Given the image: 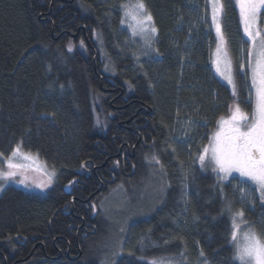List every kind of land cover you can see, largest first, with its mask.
<instances>
[{
	"label": "trees",
	"instance_id": "trees-1",
	"mask_svg": "<svg viewBox=\"0 0 264 264\" xmlns=\"http://www.w3.org/2000/svg\"><path fill=\"white\" fill-rule=\"evenodd\" d=\"M128 1L0 0V153L19 145L56 173L45 191L10 185L0 194V264H108L101 203L138 174L147 181L152 157L164 193L127 224L123 254L109 264H240L232 216L241 207L264 238L255 185L221 180L196 160L235 99L254 108L251 43L236 0H222L236 96L214 71L210 0H143L157 28L150 49L123 26ZM93 103L107 133L93 126Z\"/></svg>",
	"mask_w": 264,
	"mask_h": 264
},
{
	"label": "snow or ice",
	"instance_id": "snow-or-ice-1",
	"mask_svg": "<svg viewBox=\"0 0 264 264\" xmlns=\"http://www.w3.org/2000/svg\"><path fill=\"white\" fill-rule=\"evenodd\" d=\"M210 3L212 20L220 41L214 62L216 72L232 85V95L236 96L231 61L225 50L226 42L221 25L217 22V17L224 12V4L222 0H210ZM236 4L239 6L244 33L252 42L255 52V61L250 62L251 88L254 89L255 96L254 108L251 119H249L248 113L242 111L239 104L235 103V106L230 109L228 118H220L218 130L212 134L208 144L198 151L196 160L199 161L201 167L206 166L207 160L212 166V171L216 172L221 180L227 179L233 173H238L240 177L255 185L253 191L259 190L261 198L264 199V33L257 26L258 13L264 8V0H236ZM122 7L125 8V15L132 21L129 27L132 28L133 36L139 34L147 42L149 34H155L157 28L143 0H136L134 5H122ZM68 50L72 51L71 45ZM243 67V65L240 66L241 69ZM189 123L192 122L189 121ZM0 158H4L7 165V171L0 169V180H11L30 167V165L15 162L17 159L24 161L34 159L30 153L22 152L19 145L12 151L11 156L5 157L4 153H0ZM153 159L156 158L153 157ZM156 162L159 163V160ZM33 170L37 169L33 168ZM26 179L25 177L19 182L24 184ZM49 182H51V177H49ZM43 186V184L37 185V187ZM227 207L228 211H231V205ZM244 217L243 207L232 216L233 241L237 240L241 224L246 223ZM243 241L242 244H236L234 259L240 264H264V238L249 227L243 232ZM152 264H157V262L153 261Z\"/></svg>",
	"mask_w": 264,
	"mask_h": 264
},
{
	"label": "rangeland",
	"instance_id": "rangeland-1",
	"mask_svg": "<svg viewBox=\"0 0 264 264\" xmlns=\"http://www.w3.org/2000/svg\"><path fill=\"white\" fill-rule=\"evenodd\" d=\"M135 3H136V0H129L125 5H134ZM238 8H239V6H238ZM262 9H260V11L258 13V22H257L258 28H259L260 13H261ZM122 15H123V20H122L123 26L125 28H127L132 33V28L129 27V25L132 24V21L128 16L125 15V8H123V14ZM223 15H224V12L222 15H219L217 17V22L220 23V25H221V29H222V32H223V35L225 38V42H226V37L224 34V30H223ZM241 22H242V20H241ZM242 26H243V30H244L243 22H242ZM213 29L216 33V26L214 23H213ZM156 36H157V32L155 34H149V39L146 42L145 39L141 38V35H139V34L135 35V37H137L142 42V44L145 46V48H149V49L153 46V42H154ZM216 36H217V33H216ZM246 38L248 39L247 36H246ZM217 39H218V44H219L220 41H219L218 36H217ZM250 43H251L250 53H253V55L250 56V62L254 63L255 52H254L253 45H252L251 41H250ZM257 43H258V41H257ZM226 46L227 45L225 43V50L228 54ZM228 58L230 60L229 54H228ZM215 60H216V50L214 52V58H213L214 71L216 72V67H215V63H214ZM231 65H232V63H231ZM249 70H250V63H249ZM233 73L234 72H233V68H232V75H233V80H234V74ZM216 74L224 82H226L228 84L227 80H225L220 74H218L217 72H216ZM250 74H251V72H250ZM234 83H235V81H234ZM228 85L232 89V85H230V84H228ZM236 93H237V88H236ZM254 101H255V96H254ZM235 103H237L236 99L232 103L231 108H233L235 106ZM229 115H230V113L227 116H224V118L225 119L228 118ZM248 115H249V119H251V114L248 113ZM217 130H218V126H217L215 131H217ZM21 151L24 153H30L34 157V159L32 161H24V160H20V159H17L15 161L18 163H24L26 165H30V167L24 169L22 174L17 175L15 178H13L11 180H0V194H2V192L10 185H14V186L23 188L27 191L41 192V191H45L46 189L50 188L52 186L53 182L55 181L56 173H55L54 169L50 168L44 160H42L39 156H37L31 152H26L22 148H21ZM4 156L8 157V156H11V154L8 156H6V155H4ZM156 161H157V159L152 160L151 168H150V172H149L150 173L149 176L151 178L144 183L143 190L140 189L137 197H135L134 199L127 198V196H126L127 193L123 189V187L122 188L118 187L112 192V194H114L113 196L108 197L107 200L103 199V201L101 203L102 210L104 213L110 214L112 212L114 214L113 219H115V221H116V217H117V222H114L112 218H111L112 221H109V235L111 237L110 241H113V242L110 245H108L107 253L105 256L106 263H108V264L110 262V261H108V259H111L112 257H118V256H121L123 254V250L121 248V245H122V242L124 241L125 227L127 226V224L129 222L135 220V218L137 216H139L144 210L148 211L152 207L156 206V203L158 202L157 198H159V200H160L161 196L164 193L165 183H164V178H163V174H162V169H161L160 163H157ZM205 164H206V166H208L212 169V166L210 164H208L207 160H206ZM33 168H35L37 170H33ZM0 169L7 171V165H6L4 158H0ZM234 175L239 176L238 173H233L231 176H234ZM25 177L27 178L25 180V183L21 184L19 181L21 179H24ZM49 177H51V182H49ZM241 178H243V177H241ZM243 179H245V178H243ZM38 184H43L44 186L43 187H37ZM237 220H239L238 217H237ZM248 228H249V226L246 223L241 224L240 233L237 236V240L234 241L235 246L237 243L242 244L244 242L243 241V232L246 231ZM166 264H172V262L168 261V262H166Z\"/></svg>",
	"mask_w": 264,
	"mask_h": 264
},
{
	"label": "bare ground",
	"instance_id": "bare-ground-1",
	"mask_svg": "<svg viewBox=\"0 0 264 264\" xmlns=\"http://www.w3.org/2000/svg\"><path fill=\"white\" fill-rule=\"evenodd\" d=\"M102 55H103V57H104V61H105V63H107L108 65H110V59L108 58V57H106V55L102 52ZM96 103H93V114H94V116H95V121H94V124H93V126H95L96 125V128L98 129V131H101V132H103V133H107L108 132V129H109V126H108V123H102V121L100 120V117L98 116V110L96 109ZM150 113H151V111H150ZM120 127H122L123 125L119 122V124H118ZM126 143V142H125ZM124 145V144H123ZM129 150V157L130 158H132L133 157V153L131 152V149L129 148L128 149ZM152 160H153V157L152 158H150L149 160L147 159L146 161H147V163L148 162H152ZM155 160V159H154ZM127 168V167H126ZM135 165L134 164H132L131 165V171L127 174L128 175V180L129 179H132V176L134 175V173H135ZM124 177H125V175H124ZM148 177H149V179L151 178L149 175H148ZM120 179H122L121 177H119L118 178V180H120ZM137 179L139 180V181H137L136 182V184H134V185H132V186H128V183H125V182H122L121 183V185H116L115 187H113L110 191H109V193L107 194V196L104 198V199H106L107 200V198L108 197H111V196H113L114 194H112V192L116 189V188H118V187H120V188H122L123 187V189L126 191V193H127V198H131V199H134L135 197H137V195H138V192L140 191V189L141 190H143V187H144V183L146 182V179H144L143 178V175L142 174H138L137 175ZM148 179V180H149ZM111 181H113V182H115L116 181V178L115 177H113L112 179H111ZM127 185V186H126ZM117 192V191H116ZM115 192V193H116ZM155 197V196H154ZM156 199V198H155ZM157 204V203H156ZM154 207H152L151 209H149L148 211H151L152 209H153ZM147 210H144L139 216H137L136 218H141V217H143V216H145V215H147V212H148ZM111 212V211H110ZM104 213V212H103ZM104 215V219L105 220H108V221H112L111 220V218L113 219V216H114V214L111 212L110 214H107V213H104L103 214ZM113 221L114 222H117V217H116V221H115V219H113ZM96 232V228H94L93 230H92V233H95Z\"/></svg>",
	"mask_w": 264,
	"mask_h": 264
}]
</instances>
